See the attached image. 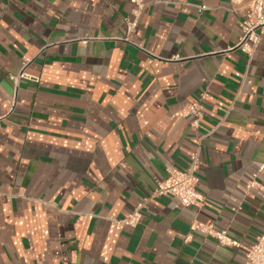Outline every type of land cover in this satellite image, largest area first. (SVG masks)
<instances>
[{"label": "crops", "instance_id": "obj_1", "mask_svg": "<svg viewBox=\"0 0 264 264\" xmlns=\"http://www.w3.org/2000/svg\"><path fill=\"white\" fill-rule=\"evenodd\" d=\"M252 1L145 0L127 42L131 0H0V264H247L190 229L264 232L248 189L264 186V27L251 59L238 48ZM25 58L39 80L16 89ZM205 93L194 131L179 114ZM196 155L203 207L154 196Z\"/></svg>", "mask_w": 264, "mask_h": 264}, {"label": "built area", "instance_id": "obj_2", "mask_svg": "<svg viewBox=\"0 0 264 264\" xmlns=\"http://www.w3.org/2000/svg\"><path fill=\"white\" fill-rule=\"evenodd\" d=\"M134 8L132 11L133 19L126 20V36L122 38L124 41L131 42L130 36L137 29L139 18L145 8V0H131ZM264 27V0H253L251 7L246 12L244 18L240 22L241 37L238 48L244 51L250 59L258 50L262 37L259 30ZM30 59H24V69L18 74L10 75V80L18 89L20 83L24 80L38 81L39 78L25 72V68L30 63ZM210 99L206 93L194 101L189 107L182 110L179 117H192L190 123L192 130H197L202 120V112L200 110L201 101ZM12 110L16 106V96L13 99ZM200 169V158L196 155L188 170L183 171L175 167L167 169V178L160 182L157 186L154 196H167L175 198L184 207L201 208L205 205L206 196L198 190L199 178L197 176ZM264 170L262 165L260 171ZM258 189L264 198V186L256 184L252 181L248 185V189ZM146 201L138 204L130 216L123 220L117 221V228L122 229L125 226L136 227L143 218V211L146 208ZM191 232L200 231L214 238L219 245L224 247L237 248L244 252L247 264H264V232L257 237L256 242L252 246H246L240 241L231 238L227 231H218L212 224L195 223L191 226ZM189 238V237H188Z\"/></svg>", "mask_w": 264, "mask_h": 264}]
</instances>
